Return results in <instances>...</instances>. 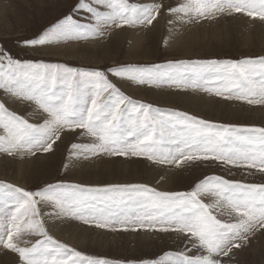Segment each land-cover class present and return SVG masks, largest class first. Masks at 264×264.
I'll use <instances>...</instances> for the list:
<instances>
[{"label":"snow or ice","instance_id":"1","mask_svg":"<svg viewBox=\"0 0 264 264\" xmlns=\"http://www.w3.org/2000/svg\"><path fill=\"white\" fill-rule=\"evenodd\" d=\"M235 13L264 21V0H183L175 6L166 0H75L67 13L22 43L37 47L102 37L110 27L155 26L165 14L199 22ZM109 74L264 105V56L89 70L17 59L0 47V90L43 113L42 122L31 123L0 101V151L54 155L65 136L87 135L94 142L71 143L70 158L145 157L173 167L218 162L264 174V127L161 109L126 95ZM209 194L214 199L206 203ZM46 206L101 229H153L183 237V248L145 264H228L251 236L264 233V183L209 175L187 191H159L145 184L85 186L63 180L29 190L0 181V246L18 254L22 264H113L55 240L45 226ZM25 236L39 238L32 242Z\"/></svg>","mask_w":264,"mask_h":264},{"label":"rangeland","instance_id":"2","mask_svg":"<svg viewBox=\"0 0 264 264\" xmlns=\"http://www.w3.org/2000/svg\"><path fill=\"white\" fill-rule=\"evenodd\" d=\"M74 2L75 0H0V47L17 59L42 60L89 70H106L126 64H165L169 60L196 61L264 56V42L258 37L248 39L245 33H242L239 29V27L241 28L246 25H248L247 30L253 27L255 29L256 27L264 28V21L258 18L252 19L247 15L238 13L219 15L216 18H210L206 21L201 20L199 22H188L187 19L178 20L175 18L172 23L169 22L170 16L165 14L162 20L164 23H167L163 24L162 28L152 26L124 27L132 29L130 31L134 33L144 31V35L139 39L131 38L128 40L133 42L132 47H127V45L117 42V40H124L125 38L121 34H118L119 30L123 28L113 29L114 27H110L102 37L62 40L50 45L37 47H26L23 45L22 41L24 39L35 38L50 22L67 13ZM134 2L150 3L153 0H134ZM155 2H159V0H155ZM166 2L175 6V4L183 2V0H166ZM167 25H170L173 30L182 31L184 33L182 39L177 42L169 41ZM225 28L231 29L234 32L233 35L214 37L211 34V31L223 33ZM110 39H112L111 44L108 42ZM75 40L81 43V45L89 41L94 42L86 45L87 47L83 46L85 49L80 50V52L72 56H69L70 54L55 55L54 53L47 54L45 52V47L73 42ZM109 79L126 95L144 103H151L161 109L187 112L190 115H195L215 123L264 127V114L256 113V111H259V108L260 110L264 108V105H251L245 101L227 100L212 93H205L202 90H190L167 85H141L126 78H118L112 74H109ZM124 82L143 88L145 86L146 89H160V91L181 95L188 94L190 91L193 95L205 94L204 97L213 98L220 103H225L230 108L214 105L213 107H209L208 110L205 106L191 105L208 113L201 115L194 112V109L189 110L179 107V103H177L178 106H172L156 102L155 98L149 94H145L148 99L135 96L123 86L122 83ZM0 97V101H3L6 107L19 115L25 116L26 119H29V122H42L43 113L34 103L12 98L6 95L3 90H0ZM15 102L22 106L26 105L28 108L27 112L17 109L14 106L16 105ZM246 110L250 111L247 112ZM2 131L0 129V134H2ZM93 142L94 138L87 135L65 136L63 143L57 142L59 147L55 148L54 155L37 153L34 156H9L0 151L1 165L16 166L20 162L28 165L23 168V173L18 177V180L25 185L13 179L16 176L13 168H8L3 172H1L0 168V173H3L0 174V181L14 183L29 190H34L45 183L63 180L68 183L85 186L145 184L159 191H187L194 181L209 175H222L225 178L242 180L244 183H264V174L258 171H247L241 167L222 165L218 162L173 167L155 164L145 157H119L99 154L70 158L71 143L88 144ZM42 160H46L47 162L42 163ZM108 160H113L115 164L107 163L108 166H105L104 161ZM120 162H125L130 166L149 167L151 170L150 176L154 177L157 181L153 183L146 180L147 176H143L144 171H137V167L122 169L120 164H118ZM97 164L99 166H96ZM156 168H165L174 174L176 181L174 188L176 190H169L160 185L161 180L163 178L166 179V176H155L153 171ZM140 174L141 176H137ZM135 177H139L140 179L134 181H131V179L127 181L123 180V178ZM203 199L206 203H209L214 197L209 194L203 197ZM43 212L45 213L43 217L45 226L55 240L66 243L88 256L111 260L113 264H145L147 261L158 258L166 251H176L184 246L183 237L181 235L178 236L176 233H163L153 229L133 230L131 228L127 231L122 229L113 231L111 228L101 229L91 223L85 224L71 215H57L51 206H46ZM85 233L88 234L87 237L83 236ZM37 238L39 237H24V239L31 240L32 242H35ZM143 242L146 244H142ZM18 258V254L0 246V264H22L20 258ZM228 264H264V233L257 232L254 236H251L249 242L236 251Z\"/></svg>","mask_w":264,"mask_h":264},{"label":"bare ground","instance_id":"3","mask_svg":"<svg viewBox=\"0 0 264 264\" xmlns=\"http://www.w3.org/2000/svg\"><path fill=\"white\" fill-rule=\"evenodd\" d=\"M162 19H164V15L160 17L159 23H156L155 26H152V27H155V28L161 27L162 28L163 27V24H166L167 23V22L164 23ZM173 19H175V17H169V20H171V21L174 22ZM170 25L169 26L167 25L168 26L167 34H168L169 41L177 42V41L181 40L184 33L182 31H180V30H173V29H171ZM247 26L248 25H246L244 27H241V28L239 27V29H240V31L242 33H245V36L248 39L253 38V37H258V38H260V40H262L264 42V28H262V27H259V28L256 27V29H255L253 27V28H250L249 30H247L246 29ZM113 29H118V28L114 27ZM133 29H135V28H133ZM130 30H132V29H128V28L120 29L119 32H118V34H121L123 36V38H125V39L124 40H117V42L121 43L122 45H127V47H132L133 42L128 41V40L131 39V38L139 39L142 35H144V33H143L144 31L141 32V33H134V32H132ZM233 33L234 32H232L231 29H229V28H225V31L223 33H220L218 31L217 32L211 31V34L214 37H218L220 35H233ZM92 42H94V41H89V42L84 43L82 45H81V43H79L76 40L73 41V42L60 43L59 45H53L51 47H45V52L47 54H49V53H54L55 55L70 54L69 56H72L73 54H76L77 52H80V50L85 49V47H83V46L90 45ZM108 42H109V44H111L112 43V39L108 40ZM124 83H122L123 86L127 90H129L135 96L142 97L143 99H148V97L145 94H149V95H152L155 98L154 100H156V102L158 101L161 104L164 103L166 105H172V106L173 105L178 106L177 103H179V105H180L179 107H183V108H186V109H189V110L190 109H194L195 110L194 112H197V113H199L201 115H206L208 113H206L202 109L199 110L197 108H194L191 105L205 106L206 108H208V110H209V107H213L214 105H221L223 107L230 108V107L226 106L225 103H220V102L216 101L213 98L204 97L205 94L204 95H199V94L194 93L196 95H193L192 92L190 91L189 93H191V94L188 93V94L181 95V94H177V93H170V92L160 91V89H151L150 87H149L150 89H146L145 86L143 88V87H140V86H136V85H132V84L129 85L127 83H125V84ZM125 88H124V90H125ZM172 92H174V91H172ZM14 106L17 109H22V110H24L26 112L28 110V108H27L26 105H23L22 106L21 104L16 103V105H14ZM258 110L259 111H256V113H258V114H264V108H262L261 110L259 108ZM246 111L249 112L250 110H246ZM231 114H233V113H231ZM209 115H211V114H209ZM44 162H47V161L46 160H42V163H44ZM0 163H1V161H0ZM107 163L115 164V162L113 160L104 161V165L105 166H108ZM118 164H120V166H121L122 169H129V168H133V167L136 168L137 167L136 168L137 171H139V170L144 171L143 176H147V179L146 180H148L150 182H153V183L155 181H157L154 177L150 176L151 170L147 166H144V167H140V166H130V165H128L125 162H120ZM26 166H28V165H26L24 162H20L16 166H4V165H1L0 164L1 172L5 171L8 168H13L15 170V175H16L15 178L13 177V179L16 182H20L21 184H23V183L18 180V177L23 173L22 170ZM96 166H99V164H97ZM169 169H172V168H169ZM0 174H3V173H0ZM153 174H155V176H158V175L166 176V179L163 178V177H161L163 179L161 180V184L160 185L163 186V187H165L166 189H169V190H176L174 188L176 181L174 179V174L172 172L167 171L165 168H156L153 171ZM137 176H141V174L140 175H137ZM128 179H131V181H134V180H139L140 178L139 177H135V178H123L124 181H127ZM87 180H89V179H87ZM119 181H115V182H119ZM95 184H103V183H95ZM23 185H25V184H23ZM87 235L88 234L85 233L83 236L84 237H87ZM178 236H180V235H178ZM142 244H146V243L143 242Z\"/></svg>","mask_w":264,"mask_h":264}]
</instances>
